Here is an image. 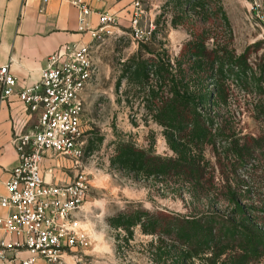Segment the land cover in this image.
<instances>
[{
	"label": "rangeland",
	"instance_id": "1",
	"mask_svg": "<svg viewBox=\"0 0 264 264\" xmlns=\"http://www.w3.org/2000/svg\"><path fill=\"white\" fill-rule=\"evenodd\" d=\"M141 2L150 40L133 41L129 25L94 44L80 169L91 188L75 217L87 243L63 262L235 264V235L264 241V0ZM171 91L193 99L208 135L183 139L170 127ZM158 159H194L205 173L202 190L182 174H159ZM170 217L193 219L202 244L168 237L162 224ZM213 221L228 229L220 256L208 248Z\"/></svg>",
	"mask_w": 264,
	"mask_h": 264
},
{
	"label": "built area",
	"instance_id": "2",
	"mask_svg": "<svg viewBox=\"0 0 264 264\" xmlns=\"http://www.w3.org/2000/svg\"><path fill=\"white\" fill-rule=\"evenodd\" d=\"M47 4L49 0H42ZM78 11L80 32L86 43L65 44L51 54L39 72L37 82L21 85L10 71L0 67V101L23 104L35 119L33 128L14 135L12 144L18 164L4 182L0 194V264H64L63 258L87 243L76 214L87 201L90 182L80 170L84 146V93L97 76L94 44L114 28V15L95 13L98 27H90L94 14L86 0H65ZM130 21L132 39L138 44L150 40L154 27L142 26L141 0L133 3ZM42 12V10H41ZM64 159L77 170L68 184L47 180L54 167L44 169L46 159Z\"/></svg>",
	"mask_w": 264,
	"mask_h": 264
},
{
	"label": "crops",
	"instance_id": "3",
	"mask_svg": "<svg viewBox=\"0 0 264 264\" xmlns=\"http://www.w3.org/2000/svg\"><path fill=\"white\" fill-rule=\"evenodd\" d=\"M135 0H86L94 14L90 27L99 25L95 13L114 15L117 26L128 28ZM42 10V12H41ZM88 34L80 32L78 11L65 0H0V67L10 66V71L21 85H30L39 79L48 57L62 45L86 43ZM89 88V87H88ZM87 88V89H88ZM86 89V91H87ZM84 93V101L85 95ZM35 125L26 107L13 100L0 101V194L5 195L4 182L9 171L18 164V155L12 139ZM62 159H46L43 168L54 167L47 180L54 184L71 183L75 175ZM0 215L4 211L0 210Z\"/></svg>",
	"mask_w": 264,
	"mask_h": 264
},
{
	"label": "trees",
	"instance_id": "4",
	"mask_svg": "<svg viewBox=\"0 0 264 264\" xmlns=\"http://www.w3.org/2000/svg\"><path fill=\"white\" fill-rule=\"evenodd\" d=\"M196 59V58H194ZM200 60V59H199ZM198 61V59H197ZM216 61H211L210 63H215ZM201 64L202 62H198ZM221 80V79H220ZM173 94L172 96V116L174 119L172 122L175 124H171V128L179 133V136L183 137V139L187 138H196L197 136L208 135V133L203 129L200 125L201 121V114L196 113L195 110H197V106L193 104V99L191 97H187V94H182L179 91H171ZM197 96V94L192 95ZM199 97H196L198 99ZM213 99V96L211 97ZM181 108H186L187 112L181 111ZM162 113L166 115L169 112H165L167 110V107H162ZM169 110V111H171ZM177 111V113L175 112ZM180 112V113H179ZM176 114V116H175ZM201 121V122H200ZM198 124L197 128L196 125ZM167 126V125H166ZM198 140V139H197ZM261 146V145H260ZM258 150L263 152V147H257ZM245 158L242 157V159ZM252 159V158H251ZM151 159H145L144 163L145 165H150ZM252 160H255L253 158ZM158 162V165L155 166L158 168V166H161V171H159V174H173L174 176L176 174L184 176L185 178L188 177L189 182L196 184V187L198 190H202V187L204 186V170L201 168L200 164L195 165L194 159H158L155 160ZM213 180V179H212ZM213 182H211L210 186L212 188ZM172 221V223H170ZM195 221L193 219H187V218H172L170 217V220L167 222H163L162 224V230L166 233L168 237L175 238L178 240H181L183 244H185L189 248L198 247L202 244V240L200 239V234L197 232V229L194 227ZM212 230L209 231V238L210 241L208 243V248L210 245V248H213L215 250V255L220 256L223 254V246H228L229 244V236H226V232L228 229H224V227H219L220 223L212 222ZM216 226V227H215ZM241 229V228H240ZM225 230V233H223ZM248 237L252 236L251 234H246ZM216 236L218 239H216ZM247 236H244V234H237L232 239L234 248L238 249V251L231 257V261L235 264H248L253 262L254 264H257L258 261L264 256V241L263 243L256 242L252 236V240L248 241L246 239Z\"/></svg>",
	"mask_w": 264,
	"mask_h": 264
},
{
	"label": "clouds",
	"instance_id": "5",
	"mask_svg": "<svg viewBox=\"0 0 264 264\" xmlns=\"http://www.w3.org/2000/svg\"><path fill=\"white\" fill-rule=\"evenodd\" d=\"M98 234H99V235H105V233H104L103 231H101V232L98 233ZM105 244H106L107 247H108V253H109L110 255H112L113 259H115V253H114L113 246H112L110 243H108L107 240H105Z\"/></svg>",
	"mask_w": 264,
	"mask_h": 264
}]
</instances>
